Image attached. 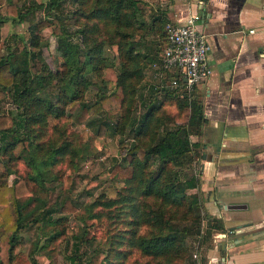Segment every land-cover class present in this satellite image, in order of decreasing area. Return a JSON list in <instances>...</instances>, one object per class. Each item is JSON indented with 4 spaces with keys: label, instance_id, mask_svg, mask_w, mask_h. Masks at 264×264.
Here are the masks:
<instances>
[{
    "label": "trees",
    "instance_id": "trees-1",
    "mask_svg": "<svg viewBox=\"0 0 264 264\" xmlns=\"http://www.w3.org/2000/svg\"><path fill=\"white\" fill-rule=\"evenodd\" d=\"M22 1L0 0V24L8 17L23 20L28 9H22ZM49 1L51 9L58 0ZM142 2L85 0V26L76 25L74 32L69 31V26L76 24L75 15L48 10L45 17L29 25L30 39L23 42L21 49L9 47L0 57V101L9 91L15 104L14 111L1 113L0 109V155L7 156H0V264H43L34 251L58 239L65 230L62 222H66V214L78 210V203L69 198L46 203L48 173L43 165L53 164L62 156L69 141H58L57 137L42 141L38 139L39 129H47L51 123L59 127L62 116H67L71 124H88L97 136L114 127L123 131L128 126L132 132L133 139L124 155L109 169L112 177L123 181V187L113 197L100 194L85 203L89 216L104 212L110 225L124 224L122 230L114 226L107 236L99 264H126L132 250L146 259L156 258L159 264H173L175 257L182 259L179 264H185L186 237L194 238L199 233L201 220V214L195 210L199 196L187 189L196 187L199 178L191 175L182 179L177 167L191 161V152L200 146L191 135L201 133L203 113L200 101L182 89L150 85L147 94L140 92L137 97L142 80L148 79L146 70L159 60L147 49L145 41L155 34L164 39L163 26L169 20L166 12L159 9L150 10L148 20L141 19ZM42 5L43 2L38 7ZM3 7L6 15L1 12ZM47 25H52V32L58 37L63 59L55 72L44 61L39 46L42 28ZM107 43L116 45L117 68L104 56ZM95 77L105 92L88 103L84 93ZM107 82L114 86L108 88ZM49 86L56 89L54 97L49 94L52 91L39 93V89ZM136 100L141 107L139 116L134 115ZM170 105L176 108L174 115L167 108ZM166 121L171 124L164 129ZM23 151L31 170L26 178L16 175L9 181L8 160L23 157ZM29 181L36 183L35 190H31ZM33 200L37 203L26 210ZM95 207L99 209L93 211ZM173 209L181 211L179 219L174 217ZM184 220L191 221L182 223ZM35 221L40 222L41 233L32 252L15 251L21 231ZM207 221L205 237L218 226L216 220ZM142 226H149V231L141 232ZM82 235H74V252L88 241ZM43 236V242H38Z\"/></svg>",
    "mask_w": 264,
    "mask_h": 264
},
{
    "label": "crops",
    "instance_id": "crops-1",
    "mask_svg": "<svg viewBox=\"0 0 264 264\" xmlns=\"http://www.w3.org/2000/svg\"><path fill=\"white\" fill-rule=\"evenodd\" d=\"M167 11L180 22L198 15L210 44L211 74L191 94L203 113L193 138L202 149L199 182L191 191L206 219L216 220L212 229L226 233L211 235L204 264H264V0H168ZM146 71L147 87L170 90L153 66Z\"/></svg>",
    "mask_w": 264,
    "mask_h": 264
},
{
    "label": "rangeland",
    "instance_id": "rangeland-1",
    "mask_svg": "<svg viewBox=\"0 0 264 264\" xmlns=\"http://www.w3.org/2000/svg\"><path fill=\"white\" fill-rule=\"evenodd\" d=\"M141 3L143 14L141 19L146 20L148 18L150 10H164L168 9V0H142ZM41 7H38L39 3H42ZM22 9L27 10L23 20H15L17 17H8L6 21L0 24V57L8 51L9 47L21 49L24 41H29L30 31L29 25L35 23L39 19L45 17L48 10L51 12H60L61 14H73L77 17L76 24L69 26V31L74 32L76 25L85 26V0H58L55 5H51L49 0H23ZM1 12L6 15L5 7ZM168 12V11H167ZM165 25V23H164ZM164 27V26H163ZM105 27H103V30ZM43 39L40 41L41 56L48 65L49 69L56 71L60 69L62 62L61 50L58 49V37L52 32V25H47L42 28ZM105 34V33H104ZM74 35V34H73ZM74 41H79L77 37H71ZM151 41L148 45L149 51L155 53L154 49L162 42L161 37L156 34L149 36ZM105 57L108 61L112 62L117 68L119 66V58L117 55V49L115 44H105ZM93 83L89 84L87 90L84 93V100L88 103L94 102L99 96L100 92L105 88L101 87L100 81L97 77L92 79ZM146 78L142 80L141 86L136 95L140 92L148 93ZM37 85V83H33ZM145 84V85H144ZM106 86L111 88L113 83L107 82ZM47 87L39 89V93L44 95L49 91L50 96L54 97L56 89ZM105 92V91H104ZM136 110L134 115L139 116L141 107L136 100ZM168 110L174 115L176 108L174 105L167 106ZM1 113H7L15 110V104L12 101V96L7 92L5 98L0 101ZM185 116V115H184ZM182 117V116H181ZM184 118V117H182ZM185 119V118H184ZM178 119L177 121H182ZM171 123L168 121L164 124V129L168 128ZM59 127L52 126V123L48 125L47 129H39L38 139L46 141L48 137H57L58 141H62L66 138L68 142L67 151L60 156L53 164L43 165V168L48 173L46 186L48 187L49 197L46 203L55 204L62 202L65 198H69L78 203V210L74 213L66 214V222H62L65 225L64 233L56 240L47 242L48 245L43 249L34 251V256L37 257L43 264H82L89 261L91 264H99L104 257L102 249L105 246V240L109 233L114 229V226L121 227L124 224L110 225L106 214L100 216L91 217L89 211L85 209V203H88L100 194H104L105 197H113L116 195L118 189L123 187V181L112 177L110 175V166L118 159H120L127 149L129 142L132 141V132L128 131V126L120 131L117 127L114 129H108L103 136H97L92 131L93 128L85 123L71 124L67 116H62L60 122L57 124ZM195 136L191 135L193 140ZM23 157L18 159L8 160L7 165L11 169V173L8 175V180L11 181L16 175H20L26 178L31 168L28 166V160L26 152H22ZM1 157L7 159V156L1 154ZM202 156L201 147L195 148L191 152V161L184 163L177 167L180 177L182 179L188 178L191 175L199 178L200 173V161ZM7 161V160H6ZM67 177H70L69 180ZM31 190H35L33 181L28 182ZM38 186V190H39ZM189 193L192 192L191 188L187 189ZM37 203L36 200L28 203L26 210H31ZM154 204L153 201L148 202ZM99 208H93V211ZM201 214L200 231L193 237H186V246L188 247L186 253L185 264H204L205 258L204 247L210 244L211 234L205 237L204 232L208 228V221L205 219L201 203L196 206L195 209ZM174 217L179 219L182 213L179 209H173ZM203 220L206 224H203ZM175 220H173L174 222ZM191 220H184L182 223H189ZM40 222H33L30 226L21 231V239L15 246V251L24 249L26 253L32 252L34 243L38 239L41 228L38 227ZM202 227V230H201ZM149 226H142L141 232L146 233L149 231ZM84 231L86 234H84ZM83 234L84 238L87 237L88 241H84L80 244L77 252H74L75 246L73 241L74 235ZM82 235V236H83ZM204 237V238H203ZM43 237L38 242H43ZM83 238V239H84ZM125 247V246H123ZM198 253L200 261L197 263L194 254ZM77 254V255H75ZM175 253H173V256ZM74 256L73 258H71ZM76 256V257H75ZM156 258L146 259L141 257L138 251H133L128 255L126 264H159ZM192 260L194 261L192 263ZM182 261L180 257L172 259L173 264H179Z\"/></svg>",
    "mask_w": 264,
    "mask_h": 264
},
{
    "label": "built area",
    "instance_id": "built-area-1",
    "mask_svg": "<svg viewBox=\"0 0 264 264\" xmlns=\"http://www.w3.org/2000/svg\"><path fill=\"white\" fill-rule=\"evenodd\" d=\"M197 19L198 15L191 14L183 22L166 21L164 25L166 44L159 60L153 63L155 76L163 80L170 90L182 89L187 95L192 94L198 83L207 80L212 71L207 59L210 44L207 35L198 26ZM204 217L206 219V216ZM203 224H206L204 220ZM225 233L213 229L211 231L214 238ZM194 256L198 263L199 254L195 253Z\"/></svg>",
    "mask_w": 264,
    "mask_h": 264
}]
</instances>
